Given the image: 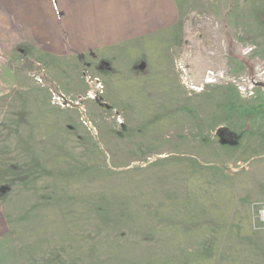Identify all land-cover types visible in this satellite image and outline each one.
Segmentation results:
<instances>
[{"label": "rangeland", "instance_id": "374dc122", "mask_svg": "<svg viewBox=\"0 0 264 264\" xmlns=\"http://www.w3.org/2000/svg\"><path fill=\"white\" fill-rule=\"evenodd\" d=\"M178 2L156 78L3 67L0 264H264V0Z\"/></svg>", "mask_w": 264, "mask_h": 264}, {"label": "crops", "instance_id": "0c3cea01", "mask_svg": "<svg viewBox=\"0 0 264 264\" xmlns=\"http://www.w3.org/2000/svg\"><path fill=\"white\" fill-rule=\"evenodd\" d=\"M179 23L178 0H0V79L12 54L28 52L125 72L148 61L138 73L156 78L162 39Z\"/></svg>", "mask_w": 264, "mask_h": 264}, {"label": "built area", "instance_id": "2783aa9c", "mask_svg": "<svg viewBox=\"0 0 264 264\" xmlns=\"http://www.w3.org/2000/svg\"><path fill=\"white\" fill-rule=\"evenodd\" d=\"M96 82H98L97 79H96ZM95 91H96L97 93H101V92H102V91H101V86H100L99 83L96 84ZM100 91H101V92H100ZM53 100L59 102V101H60V98H59L58 96H56V97L53 98ZM67 105H68V104H67ZM260 212H261V216L264 218V209H262ZM263 220H264V219H263Z\"/></svg>", "mask_w": 264, "mask_h": 264}, {"label": "water", "instance_id": "95a60500", "mask_svg": "<svg viewBox=\"0 0 264 264\" xmlns=\"http://www.w3.org/2000/svg\"><path fill=\"white\" fill-rule=\"evenodd\" d=\"M255 86H259L264 90V82L263 81H253Z\"/></svg>", "mask_w": 264, "mask_h": 264}]
</instances>
